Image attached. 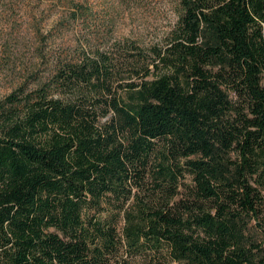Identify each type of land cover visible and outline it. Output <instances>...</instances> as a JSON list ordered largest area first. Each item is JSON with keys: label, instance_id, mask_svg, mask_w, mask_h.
I'll use <instances>...</instances> for the list:
<instances>
[{"label": "trees", "instance_id": "1", "mask_svg": "<svg viewBox=\"0 0 264 264\" xmlns=\"http://www.w3.org/2000/svg\"><path fill=\"white\" fill-rule=\"evenodd\" d=\"M176 1L164 45L41 52L0 99V264H264V0Z\"/></svg>", "mask_w": 264, "mask_h": 264}, {"label": "rangeland", "instance_id": "2", "mask_svg": "<svg viewBox=\"0 0 264 264\" xmlns=\"http://www.w3.org/2000/svg\"><path fill=\"white\" fill-rule=\"evenodd\" d=\"M75 1L86 10L71 19V12L77 10L71 0H0V99L25 81L34 85L31 74L41 65V52L74 51L87 38L100 48L115 41L124 44L126 39L144 48L164 45L179 20L176 0ZM192 186V177L184 171L177 197L189 196ZM121 255L133 264H160L161 257L159 253L131 256L125 250ZM165 256L166 252L161 257L164 263Z\"/></svg>", "mask_w": 264, "mask_h": 264}]
</instances>
